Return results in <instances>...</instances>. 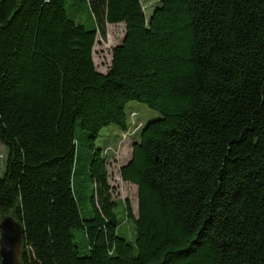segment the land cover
I'll return each instance as SVG.
<instances>
[{
	"label": "trees",
	"instance_id": "trees-1",
	"mask_svg": "<svg viewBox=\"0 0 264 264\" xmlns=\"http://www.w3.org/2000/svg\"><path fill=\"white\" fill-rule=\"evenodd\" d=\"M119 24L101 73L98 36ZM135 101L160 117L130 126ZM110 126L138 134L120 170L134 243L96 144ZM0 143L22 264H264V0H157L150 19L142 0H0Z\"/></svg>",
	"mask_w": 264,
	"mask_h": 264
},
{
	"label": "rangeland",
	"instance_id": "rangeland-1",
	"mask_svg": "<svg viewBox=\"0 0 264 264\" xmlns=\"http://www.w3.org/2000/svg\"><path fill=\"white\" fill-rule=\"evenodd\" d=\"M142 3L147 19H150L156 7L157 0H142ZM69 14L71 15L70 9ZM77 21L84 24L87 29H93L95 26L88 10L83 11ZM125 33L126 27L124 24L107 25L106 38L100 35L98 36L94 49V60L99 72L107 73L112 61V52L115 47L122 44ZM126 113L130 126L133 124L132 120L146 125L160 117L157 111L151 110L147 105L136 101L127 105ZM131 113H136L137 117H132L131 119ZM136 140H138V134L135 129L127 133H120L117 128L110 126L101 132L96 143L99 148H102L103 152L106 151L109 159L108 172L110 175V184L113 188V199L120 203V207L117 209L120 222L119 233L132 243L135 242L136 235L133 222L125 217V206L128 203L134 216L136 218L138 217V189L136 186L126 183L121 179L120 170L131 161L133 144ZM7 159L8 150L0 143V177L5 174ZM81 208L83 210V216L89 218L91 208L88 202L82 205ZM74 236L82 254H85L88 246L86 234L83 231H75Z\"/></svg>",
	"mask_w": 264,
	"mask_h": 264
},
{
	"label": "water",
	"instance_id": "water-1",
	"mask_svg": "<svg viewBox=\"0 0 264 264\" xmlns=\"http://www.w3.org/2000/svg\"><path fill=\"white\" fill-rule=\"evenodd\" d=\"M0 230L2 264H22L20 257L25 234L23 225L14 217L7 216L2 220Z\"/></svg>",
	"mask_w": 264,
	"mask_h": 264
}]
</instances>
